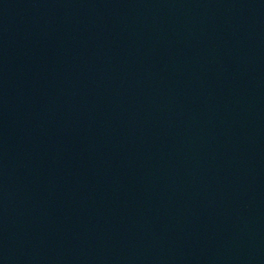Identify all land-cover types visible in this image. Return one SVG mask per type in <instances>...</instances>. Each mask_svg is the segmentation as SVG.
Returning a JSON list of instances; mask_svg holds the SVG:
<instances>
[{
	"label": "water",
	"instance_id": "95a60500",
	"mask_svg": "<svg viewBox=\"0 0 264 264\" xmlns=\"http://www.w3.org/2000/svg\"><path fill=\"white\" fill-rule=\"evenodd\" d=\"M0 264H264V0H0Z\"/></svg>",
	"mask_w": 264,
	"mask_h": 264
}]
</instances>
